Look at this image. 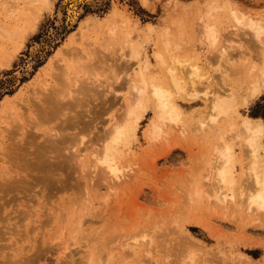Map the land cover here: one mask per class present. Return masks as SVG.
<instances>
[{
	"label": "rangeland",
	"instance_id": "374dc122",
	"mask_svg": "<svg viewBox=\"0 0 264 264\" xmlns=\"http://www.w3.org/2000/svg\"><path fill=\"white\" fill-rule=\"evenodd\" d=\"M60 1L49 0L35 14L25 10L22 0L14 7L11 3L0 6V20L15 30L0 36V52L4 50L0 56V182L12 180L17 169L21 176L29 172L35 177L32 153L25 151L34 142L38 145L48 130L59 131L58 117L35 120L40 89L45 84L61 86L56 68L58 72L60 65L72 59L69 93L74 98L85 94L88 99L86 106L77 104L71 112L84 121L76 120L63 130L73 134L63 144L64 152L76 149L78 153L61 168L53 166L58 176L53 185L38 181L27 193H11L12 200L0 192V228L9 230L0 239V246L4 245L0 261L6 264L9 258L7 264H16L31 256L32 264H264V210L248 212L236 186L231 206L211 203L209 195L216 185L207 176L216 136L209 120L210 97L215 92L233 88L238 112L264 121V0H146V4L104 0L85 3L79 19L66 31L56 24ZM212 1L217 2L216 8L206 12ZM231 9L256 21L262 30L259 38L236 23ZM129 14L135 24L123 22ZM203 22L217 31L212 45L201 37ZM124 32H130L148 58L145 69L159 79L165 73L154 50L163 41L168 52L181 60L176 59L173 66L185 80V67L196 66L198 95L192 100L177 95V121L162 124L154 138L148 130L154 117L150 107L136 138L118 157V178H112L105 168L92 171L91 151L98 145L94 136L123 109L119 103H125L127 77L138 74V62L125 56L129 51L123 46ZM73 46L77 49L72 50ZM125 61L131 65L129 76L122 70ZM89 63L94 64L87 67ZM94 66L101 70L93 78L102 95L84 88ZM257 82L262 90L248 96L247 104L241 103ZM79 110L82 115L77 118ZM86 120L91 123L84 127ZM225 124L223 119L219 126ZM15 143L27 144L17 150L16 158L15 153L10 155ZM235 149L238 154V145ZM12 163L24 165L13 169ZM238 169L236 163V175Z\"/></svg>",
	"mask_w": 264,
	"mask_h": 264
},
{
	"label": "bare ground",
	"instance_id": "6f19581e",
	"mask_svg": "<svg viewBox=\"0 0 264 264\" xmlns=\"http://www.w3.org/2000/svg\"><path fill=\"white\" fill-rule=\"evenodd\" d=\"M17 1L18 0H0V6L2 4L11 3V7H14ZM22 1L26 5L25 10L29 13L35 14L37 13V11L39 12V9L41 7L47 5L49 0ZM102 1L104 0H61L56 9V24H58L60 28L66 31L79 19V16L83 12V5H85V3H100ZM143 3L146 4V0H143ZM216 6L217 2L215 1L208 3L206 6V12H210L212 9H215ZM123 8L124 10H127L126 5H123ZM231 11L237 24H240L243 27L250 28L252 30L253 36L259 38L262 32L261 27L257 25L256 21L250 15H246L242 11L240 12V15H238L237 11H235L234 9H231ZM245 19L247 20L245 21ZM126 20L130 21L131 24H135V22L131 20L130 14L127 15L125 19H123V22H125ZM147 27L149 29L152 28L150 23L147 24ZM108 29H111V27L108 26ZM14 33L15 30L10 27V24H7L4 21L0 20V36L11 35ZM200 33L201 37L210 45L214 44L217 40L218 34L216 29L208 22L202 23ZM122 34L123 46H128L127 48L129 52H127V54L122 52L121 55L124 56L126 54L125 56H127L129 59H135L138 62V74L136 76H129L131 65H129V63L125 61V66L122 70L126 76H129V78L127 77L126 79V83L129 84V89L125 97V103L121 101L124 105L119 103L120 106L122 105L123 109L119 113L117 112L116 116L113 113L115 118H112V121H110L107 126H104L106 128H102L101 126L99 127V130L100 128H102L103 130L99 132L98 135L96 134L97 136L93 135L98 145L95 146L91 151L94 161L92 171L97 172V169H99L100 172L101 168H105L109 173L112 174V178H118V157L122 154L121 151L124 149V147L128 148V144L136 138L139 124L150 107L153 108L154 117L151 118L148 123V130L150 131L151 137L154 138L157 137L158 133L161 131L162 124L170 121H177V116L180 113V106L175 98L177 95H184L188 100H192L198 95L196 93V90L194 89L195 79L196 77H198V68L196 66L189 64L188 67L186 66L187 68L185 67V78H187L185 80L181 73H179V71L176 70L175 66H173V63L176 59L179 61L181 60L178 57L172 56L168 52L166 46L167 44L163 41V45L158 46V48L154 50L155 59L160 63V65H162V68L164 70L163 72L165 73V78L159 79L153 71H147L145 69L148 58L144 55L138 43L134 41L130 32H124ZM75 49H77V47L73 46L72 50ZM3 52L4 50L0 52V56ZM70 63L74 65L72 59L70 60ZM70 63H64V65H60L58 72L56 68L55 74L56 77L57 74L60 77V87H58L57 85L45 84L44 87L40 89V108L36 113L35 120L38 121L40 119L45 120L44 118L58 117V119H56L59 131L48 130V132L46 133L47 135L42 141L38 143V145L35 142V144L31 142V145L33 143V146H31V148H33L30 149V151H25L24 154L29 152L32 153V158L30 159V161L33 167L37 169L36 176L34 175L35 177L31 178V174L29 172H27L28 174L25 173L26 175L21 176V173L18 172L17 168L19 166L22 167V165L24 164L15 166L12 163L13 166L16 167H13V169H17V171L14 170L17 176H14V178L12 177V180L6 179L4 182H0V192L2 196L7 197V195L9 194L8 198H11L12 200L13 195H10L11 193H13L14 191L27 193V191L32 188L33 184L37 185L39 183L38 181H42L44 183L49 182V185H51L52 183H54L55 179H58L57 174L55 172H52L53 166L56 169L61 168L62 166L69 163V159L71 158V156H76L74 153H78L76 149H70L71 152L69 151L68 153L64 152L65 149L63 147V144L66 141L71 140L73 134L70 132H65L63 130H65L67 127H72L75 125V121L77 120L75 119L76 115H73L71 112H73L74 107L77 104L82 105V107L86 106V104L88 103V99L86 98L87 96L85 94H83L80 98H74L72 95H70V81L73 76V74H70ZM91 64L94 63H89L86 65L87 67H89ZM89 71L92 74H88V76L85 77L86 80L84 83V88L85 91L91 93L92 91H96L97 86L96 83H94L95 78L93 77L98 76L101 70L97 69L94 66L90 68ZM262 88L263 86L259 84V82L254 83L249 88L248 95L242 97L241 103L247 104L248 96L252 97L258 94L262 90ZM96 92L98 93H95L97 95H100L102 93V91L99 89ZM204 93L205 95H208L207 92ZM112 96H114V94H112ZM115 97L116 96H114V98ZM210 98L211 115L209 120L216 132L212 148L213 153L208 158L207 166L208 179L212 178L216 185L215 191L211 192V194L209 195V199L211 200L210 202H219L217 204L224 206V208L228 203H230L229 205L231 206V202L233 204L235 190L237 188L239 190L238 193L240 202L245 203V209L248 212L257 214L259 213V211L264 210V121L262 120V117L260 118L244 116L238 112V101L236 92L233 88H226L222 92H215ZM120 106L118 108L121 109ZM84 110L86 111V109ZM78 115L81 117V110L77 111V118ZM223 119L226 120L224 128L219 126L220 122H222ZM77 121H79V119ZM80 121L83 122L84 120L82 121L81 119ZM89 121H87L88 123L86 122L84 124V127L87 126V124L91 123ZM77 125L79 124L77 123ZM93 128L91 129L93 130ZM95 133H98L97 130ZM26 145H24L23 143H15L11 147L10 155L15 153L14 156L16 158L19 153V151L17 150L22 149ZM235 145H238L239 147L238 154H236L237 150L235 149ZM69 148H72V146H69L68 149ZM25 149L28 150V147H25ZM22 153L23 152H21L20 154ZM22 155L21 159L25 157V155L23 157ZM28 155L27 157H29ZM11 157L13 159V155ZM17 161L20 162V159ZM21 161L25 162V160ZM13 162L17 163L15 160ZM236 163L239 164L237 175ZM19 164H21V162ZM20 183H22L23 185H21ZM194 189V191L198 190V188ZM6 201L3 202L6 204ZM19 218L22 219L21 217ZM11 223H9V226L12 225ZM13 224H15V222ZM16 225H18V222ZM11 227H13V225L9 228ZM14 227L16 228L17 226ZM3 231L5 230H2L0 228V239L2 233L4 235L5 233H8L7 231L9 230L5 232ZM185 235L188 236V234L186 233ZM1 246L0 249L1 251H3L4 245L1 244ZM36 253L34 254L38 257V253ZM2 255L3 254H0L1 258ZM4 255H8V253H5ZM8 259H5L4 263L7 264L6 261H8ZM0 262L2 263L3 260L1 259ZM32 262L33 257L31 256H29V258H27L26 256V259L22 258L20 260H17V263L15 261L16 264H32Z\"/></svg>",
	"mask_w": 264,
	"mask_h": 264
}]
</instances>
